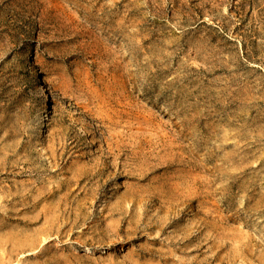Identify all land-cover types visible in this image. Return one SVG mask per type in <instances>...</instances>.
<instances>
[{
  "label": "rangeland",
  "instance_id": "rangeland-1",
  "mask_svg": "<svg viewBox=\"0 0 264 264\" xmlns=\"http://www.w3.org/2000/svg\"><path fill=\"white\" fill-rule=\"evenodd\" d=\"M0 264H264V0H0Z\"/></svg>",
  "mask_w": 264,
  "mask_h": 264
},
{
  "label": "bare ground",
  "instance_id": "bare-ground-1",
  "mask_svg": "<svg viewBox=\"0 0 264 264\" xmlns=\"http://www.w3.org/2000/svg\"><path fill=\"white\" fill-rule=\"evenodd\" d=\"M62 197V196H61ZM3 257V256H2Z\"/></svg>",
  "mask_w": 264,
  "mask_h": 264
}]
</instances>
